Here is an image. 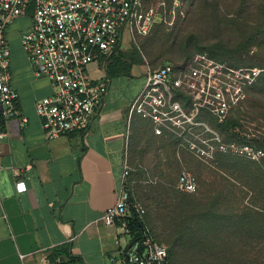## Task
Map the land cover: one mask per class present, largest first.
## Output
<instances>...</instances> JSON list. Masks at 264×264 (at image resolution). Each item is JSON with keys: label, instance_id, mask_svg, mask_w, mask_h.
Returning a JSON list of instances; mask_svg holds the SVG:
<instances>
[{"label": "built area", "instance_id": "built-area-1", "mask_svg": "<svg viewBox=\"0 0 264 264\" xmlns=\"http://www.w3.org/2000/svg\"><path fill=\"white\" fill-rule=\"evenodd\" d=\"M183 17V0L150 4L146 0H0V127L12 118L25 121L18 111V93L10 84L8 28L15 20L30 21L25 31L19 33L20 47L35 75L49 81L51 94L37 100L34 108L45 138L54 140L85 135L104 104L107 83L89 77L90 64L101 65L103 59L122 48L125 33L131 40L145 37L153 26L171 27ZM259 72L233 68L205 52L193 55L181 66L166 64L148 70L144 87L128 105V119L138 116L148 121L156 136L189 134L192 139L187 141V150L197 157L211 158L213 146L194 131L204 126L197 117L207 111L218 123L223 122ZM211 139L218 140L216 134ZM219 150L228 152L224 145ZM244 151L248 148L240 153ZM252 153L254 158L263 155L261 151ZM131 171L126 147L122 191L115 205L100 218L104 225L117 224L126 234L124 218L129 209L140 219L145 214L142 204L128 201L125 183ZM149 182L155 183L154 179ZM176 187L193 193L197 183L191 174L182 172ZM16 189L25 191L24 182L17 181ZM60 260L58 257L55 263ZM40 264L52 263L45 258ZM125 264H169L168 249L145 231L137 243L130 245Z\"/></svg>", "mask_w": 264, "mask_h": 264}, {"label": "crops", "instance_id": "crops-1", "mask_svg": "<svg viewBox=\"0 0 264 264\" xmlns=\"http://www.w3.org/2000/svg\"><path fill=\"white\" fill-rule=\"evenodd\" d=\"M122 50L130 52L131 43ZM144 62L134 64L129 75L111 79L101 65L90 64L99 73L91 78L108 87L101 110L85 135L47 140L34 104L51 94L49 81L35 75L22 50L11 49L10 84L25 121L12 118L0 127V264H40L61 250L67 253L58 256L57 264H125L130 236L100 218L122 191L126 147L132 169L128 192L164 183L155 177L150 184L132 159L144 121L129 120L127 110L151 70ZM17 181L24 182L25 191H17Z\"/></svg>", "mask_w": 264, "mask_h": 264}, {"label": "rangeland", "instance_id": "rangeland-1", "mask_svg": "<svg viewBox=\"0 0 264 264\" xmlns=\"http://www.w3.org/2000/svg\"><path fill=\"white\" fill-rule=\"evenodd\" d=\"M183 2L184 17L176 27H157L144 41L139 40V37L131 40L125 33L122 46L126 48L129 43L131 47L134 44L142 61L148 65L153 59L158 61L155 66H150L151 70L166 63L181 66L193 55L207 52L233 68L260 72L245 87L243 99L227 115L236 118L240 128L233 132L217 128V121L207 111H202L197 117L206 127L194 131L196 134L201 133V138L213 146L211 158L197 157L187 150V141L192 139L189 134L187 137L176 134L155 137L149 127L143 126L141 134L133 141L135 152L132 159L136 169L147 172V178L154 179L160 173L163 178L176 179L175 185L182 172L191 174L199 182L200 178H210V170L224 171L222 177L246 179L249 169L250 177L254 180H251V191L237 185L236 189L229 191L234 190L235 195L240 192L246 194L245 203L248 202L251 207L250 230L253 232L255 228L254 232H258L260 228L261 241L254 238V232L247 240L248 229L245 224L242 228L229 227L228 232H240L243 235L245 245L249 241L250 250L200 251L192 252V257L176 250L172 264H219L222 260L226 264H264V147L255 141L264 140V0ZM29 22L28 18H19L9 26L8 39L12 52L21 53L19 33L25 31ZM98 74L92 70V66H88L89 77ZM207 129L216 134L218 140H212L214 134ZM220 145L226 146L228 152H220ZM245 147L248 151L240 153ZM256 151H261L263 155L254 158L252 152ZM212 178L218 177L214 175ZM247 212L243 213L240 209L235 216L247 219ZM231 237L235 239L232 235L229 239Z\"/></svg>", "mask_w": 264, "mask_h": 264}, {"label": "trees", "instance_id": "trees-1", "mask_svg": "<svg viewBox=\"0 0 264 264\" xmlns=\"http://www.w3.org/2000/svg\"><path fill=\"white\" fill-rule=\"evenodd\" d=\"M156 1L158 0H146L148 4ZM182 20L183 18L176 20L171 28L176 27ZM162 26L165 27L164 25L153 26L150 33L145 37H139V40L144 41L157 27ZM132 45L135 46L134 44ZM133 46L128 53L118 47L109 57L102 60L101 66L108 79L129 75L131 67L136 63L142 62L138 49ZM208 55L214 58L210 54ZM214 59L222 62L216 58ZM157 62L154 59L151 60L150 66H155ZM143 121L139 123L140 132L143 126H146L150 128L153 136L163 137L154 135L151 124L146 120ZM216 127L233 132L240 128V125L236 118L227 117L221 123L216 122ZM255 141L264 147V140L261 142ZM222 172L224 171L217 172L215 170L214 172L210 170L208 174L210 178H200L199 182L195 178L197 189L193 193L178 190L174 187L176 179L163 178L160 173L159 177L164 181L163 184L149 186L148 189L137 191L134 193L135 195L129 191L128 201L139 202L136 196L138 195L144 200L142 204H144L143 207L145 209L142 219L138 217L132 208L129 209L128 215L124 218L131 244L137 243L143 233L147 231L154 240L167 247L169 264H172L176 250L188 253L190 256L192 252L198 253L200 251L239 252L246 248L250 250L249 241L245 245L243 235L240 232H228L229 227L242 228L243 224H245L248 229L247 240H250L251 234L255 231V228L253 232L250 230V204L248 202L245 203L246 194L240 192L235 195L234 190L229 191V189H236L237 185L243 189L246 187V190L251 191V180H254L250 177L249 169L246 179L242 178L241 180L222 177L224 175ZM214 175L218 178H212ZM240 209L243 213L248 211L247 219L235 216V213L240 211ZM258 229V232H254V238L261 241L260 228ZM231 235L235 239L233 237L229 239ZM66 253V250L53 252L50 255L49 262L57 264L55 259ZM209 256H213V254ZM219 264H226V262L222 260Z\"/></svg>", "mask_w": 264, "mask_h": 264}]
</instances>
